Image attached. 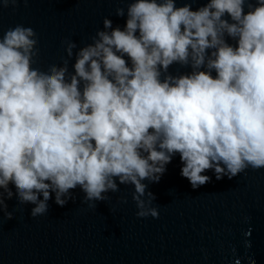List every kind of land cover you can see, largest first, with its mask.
Segmentation results:
<instances>
[{
    "label": "clouds",
    "instance_id": "obj_1",
    "mask_svg": "<svg viewBox=\"0 0 264 264\" xmlns=\"http://www.w3.org/2000/svg\"><path fill=\"white\" fill-rule=\"evenodd\" d=\"M125 12L123 28L105 17L78 51L66 40L67 59L47 71L33 67L31 27L0 37L4 219L13 218L10 184L19 204L34 205L33 218L47 213L53 193L63 207L77 187L96 207L119 190L117 181L134 186L138 217L158 218L143 181L158 183L177 154L194 190L211 182L208 171L219 181L264 169V0H208L196 10L131 0L116 9ZM173 64L192 70L174 76Z\"/></svg>",
    "mask_w": 264,
    "mask_h": 264
},
{
    "label": "water",
    "instance_id": "obj_2",
    "mask_svg": "<svg viewBox=\"0 0 264 264\" xmlns=\"http://www.w3.org/2000/svg\"><path fill=\"white\" fill-rule=\"evenodd\" d=\"M130 2L17 0L15 7L4 8L0 0V37L16 25L31 27L39 49L33 67L47 71L67 59L66 40L77 51L92 43L105 17L113 27L123 28L126 12L120 17L116 9H126ZM207 2L176 0L177 6L191 3L193 10ZM74 63L75 57L69 60V72ZM191 70L173 64L169 73ZM181 167L177 154L158 183L143 181L155 195L151 206L158 218L138 217L134 186L119 181V190L109 192L107 201L95 202L96 207L82 202L85 194L79 187L71 190L75 199L63 207L53 193L47 213L33 218L34 205L19 204L10 184L14 195L5 203L13 218L4 219L0 212V264H264V169L249 168L219 181L208 171L203 174L211 182L194 190L181 176Z\"/></svg>",
    "mask_w": 264,
    "mask_h": 264
}]
</instances>
